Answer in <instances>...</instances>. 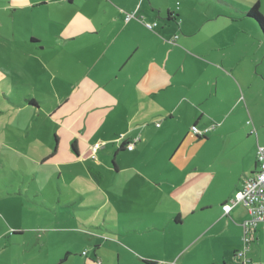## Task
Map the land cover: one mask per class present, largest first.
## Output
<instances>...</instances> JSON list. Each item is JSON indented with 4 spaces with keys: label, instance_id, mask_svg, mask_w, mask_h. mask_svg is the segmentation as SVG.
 Masks as SVG:
<instances>
[{
    "label": "crops",
    "instance_id": "0c3cea01",
    "mask_svg": "<svg viewBox=\"0 0 264 264\" xmlns=\"http://www.w3.org/2000/svg\"><path fill=\"white\" fill-rule=\"evenodd\" d=\"M243 3L237 10L222 0H11L19 9L50 7L63 16L49 20L60 34H50L44 43L30 40L34 50L42 46L57 57L59 66L50 63L48 69H58L59 78L50 75L65 86L48 111L59 124L54 148L38 165L33 163L51 168L42 177L50 211L84 210L80 200H69L64 181L76 192L71 175L53 169L57 131L70 144L69 159L62 164H87L85 182L99 187L111 170L107 191L126 192L120 180L124 174L135 195L142 188L146 199L141 205L167 213L163 228L175 233L189 229L170 239L169 249L139 256L140 264H241L244 259L264 264V223L255 229L244 258L238 257L246 209L238 203L227 215L222 211L258 170L256 149L264 148V124L255 119L264 118V40L244 16L245 5L252 3ZM127 14L142 20L126 21ZM152 23L157 25L150 30ZM26 101L36 107L32 99ZM247 115L254 118L257 136L244 124ZM237 116L239 126L233 123ZM194 126L215 128L201 141L191 133ZM97 143L104 145L92 153ZM155 196L166 200L151 201ZM100 197L92 209L109 204ZM99 251L95 248L85 264H101Z\"/></svg>",
    "mask_w": 264,
    "mask_h": 264
},
{
    "label": "rangeland",
    "instance_id": "374dc122",
    "mask_svg": "<svg viewBox=\"0 0 264 264\" xmlns=\"http://www.w3.org/2000/svg\"><path fill=\"white\" fill-rule=\"evenodd\" d=\"M222 1L236 6L237 10H242L243 2L259 3L264 17V0ZM10 2L0 0V264H85L87 259L92 260L95 248L100 249L96 259L101 264H140L139 256H156L170 239L180 238L189 229L175 233L170 227L163 228L167 213H153L145 204L141 205L146 199L142 188H136L135 195V189L129 186L132 183L123 181L124 174L120 175L121 184L129 191H107L111 170L106 181L97 187L94 182L84 181V178L89 180L87 164L66 167L62 164L69 159L70 144L57 132L58 123L49 119L48 111L62 96L65 86L50 75L55 72L59 78L58 69H53L59 66L57 57L46 54L42 46L34 50L30 40L44 43L50 34H58L60 28L49 20L63 16L50 7L19 9ZM50 63H53L52 71L48 69ZM31 99L35 108L28 106L26 100ZM255 119L264 124V118ZM233 121L234 125H240L239 116ZM247 122L249 130L254 129L257 136L254 118L247 115L244 124ZM56 129L60 145L58 155L52 160L53 169L71 175L76 192L67 181L64 183L69 188V200H80L79 206L84 208L81 212L72 208L67 214L50 211L46 204V197L50 196L45 186L48 184L42 177L51 168L33 165H38L53 150ZM260 136L264 140V126ZM15 153L23 159L22 165L15 159ZM110 163L111 159L108 166ZM87 193L90 195L80 198ZM100 196L109 199V204L92 209V203L100 205ZM162 198L166 200L155 196L151 201ZM63 202L66 204L64 199ZM67 252L70 253L66 255Z\"/></svg>",
    "mask_w": 264,
    "mask_h": 264
},
{
    "label": "built area",
    "instance_id": "2783aa9c",
    "mask_svg": "<svg viewBox=\"0 0 264 264\" xmlns=\"http://www.w3.org/2000/svg\"><path fill=\"white\" fill-rule=\"evenodd\" d=\"M67 2L69 0H63ZM135 19L141 21V18L136 17L135 14H127L125 20ZM156 26L155 23L148 24L147 28L152 30ZM158 126V125H157ZM214 129V126L204 130H198L196 127H191V133L195 137L202 138L210 133ZM250 134H255L252 129ZM138 141L135 139L133 143L127 145V149L130 151L133 148L134 142ZM104 144L97 143L91 147V152H96ZM256 162L258 170L247 180L244 181L242 189L238 191L229 201L222 206L224 215H227L235 204H242L247 212V219L242 222L243 228V242L245 244L242 255L247 251V246L252 240V234L259 223L264 222V148L257 147L256 149ZM153 264H166L165 262H155ZM242 264H249V261L244 260Z\"/></svg>",
    "mask_w": 264,
    "mask_h": 264
},
{
    "label": "trees",
    "instance_id": "16d2710c",
    "mask_svg": "<svg viewBox=\"0 0 264 264\" xmlns=\"http://www.w3.org/2000/svg\"><path fill=\"white\" fill-rule=\"evenodd\" d=\"M259 8H260V6H259V4L258 3H255V4H252V5H250V8L247 10V12H245L244 13V16L249 20V21H252V22H254L255 23V25L259 28V31L261 32V35H262V37H263V40H264V17L262 16V14L260 13V11H259ZM137 17V16H136ZM140 18V17H139ZM141 20H142V18H141ZM167 20H171V14L169 13V15H168V17H167ZM153 24V23H152ZM156 24V23H155ZM157 25V24H156ZM33 102L32 101H30L29 102V104H32ZM34 104V103H33ZM247 125L249 126L250 125V123L249 122H247ZM195 127V126H194ZM210 127H212V126H210ZM214 128H215V126H214ZM214 130V129H213ZM212 130V131H213ZM254 130V129H253ZM251 131V130H250ZM250 133V132H249ZM193 135V134H192ZM252 135H255L256 136V133L255 134H252ZM194 136V135H193ZM207 136H208V134L206 135V136H204V137H202V138H199V137H195L197 140H205L206 138H207ZM134 141V140H133ZM137 142V141H136ZM133 143V142H132ZM128 144H131V143H128ZM127 144V145H128ZM126 145V146H127ZM134 145V144H133ZM72 147V149L74 150V146L72 145L71 146ZM128 150V149H127ZM14 157H15V159L19 162V164L20 165H22L23 164V160L20 158V156L17 154V153H15L14 154ZM88 173H89V175L92 177V178H94L95 180L98 178L97 177V173L96 172H94L93 171V169L91 168V167H89L88 168ZM244 207V206H243ZM245 208V207H244ZM247 217H248V215H247ZM262 223H264V222H262ZM260 224V223H259ZM258 224V225H259ZM257 225V226H258ZM257 226H256V228H257ZM255 228V229H256ZM254 233H255V230H254V232H253V234H252V240L249 242V244H248V246H247V251H248V248H249V245H250V243L253 241V235H254ZM241 242H242V249L240 250V251H238L237 253H236V255L238 256V257H243L244 258V256H245V254H246V252H244L242 255H240L243 251H244V248H245V244H244V242H243V235H242V238H241ZM70 252H67L66 253V255H68ZM244 260H247V259H244ZM243 260V261H244ZM247 261H249V260H247ZM143 264H153V263H146V262H142ZM243 263V262H242ZM241 263V264H242ZM249 264H251L250 263V261H249Z\"/></svg>",
    "mask_w": 264,
    "mask_h": 264
}]
</instances>
